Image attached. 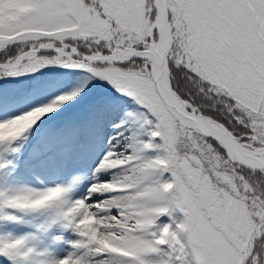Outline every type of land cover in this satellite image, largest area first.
Instances as JSON below:
<instances>
[{"label":"snow or ice","instance_id":"snow-or-ice-1","mask_svg":"<svg viewBox=\"0 0 264 264\" xmlns=\"http://www.w3.org/2000/svg\"><path fill=\"white\" fill-rule=\"evenodd\" d=\"M0 128V264H264V0H0Z\"/></svg>","mask_w":264,"mask_h":264},{"label":"trees","instance_id":"trees-1","mask_svg":"<svg viewBox=\"0 0 264 264\" xmlns=\"http://www.w3.org/2000/svg\"><path fill=\"white\" fill-rule=\"evenodd\" d=\"M60 71L62 73H69L71 70L61 69ZM73 78H74L73 75H70V74L69 75H56V76H53L51 78V83H52L53 90H55V88H57V87H60V86H63L65 84H67ZM87 91H88V95H87L86 99L87 98H93V97L95 98L97 96H101L104 93L110 91V89H106L103 86V82H101V83H94L93 82V83H91V87ZM86 99H85V102H86ZM81 105H84V104H81ZM77 106H80V105H77ZM77 106L68 109L64 114H66L68 112H74V113H76ZM3 132H4V129L3 128H0V134H3Z\"/></svg>","mask_w":264,"mask_h":264},{"label":"bare ground","instance_id":"bare-ground-1","mask_svg":"<svg viewBox=\"0 0 264 264\" xmlns=\"http://www.w3.org/2000/svg\"><path fill=\"white\" fill-rule=\"evenodd\" d=\"M117 97H122V96H119V94H116V98ZM100 147H103V146L101 145ZM98 151H99V148L94 149L92 151H84V152H79V153L73 154L68 159L70 161V164H67L68 169L69 170L82 171L86 166L87 160L91 161L90 165L92 164V161L95 158V155ZM51 178H55V176H53ZM17 230H23V229L18 228Z\"/></svg>","mask_w":264,"mask_h":264},{"label":"rangeland","instance_id":"rangeland-1","mask_svg":"<svg viewBox=\"0 0 264 264\" xmlns=\"http://www.w3.org/2000/svg\"><path fill=\"white\" fill-rule=\"evenodd\" d=\"M109 93H107V94H105V95H108ZM94 98H88V102L89 101H91V100H93ZM87 100V99H86ZM131 100V98H128V97H117V98H115V103L117 104V105H119L121 108H123L125 105H127V108L128 109H132V108H134L135 107V105H134V103L132 102V100ZM87 103V102H86ZM123 104V105H122ZM73 114H68V115H66V116H63V117H61V118H57V120H56V123L58 124L59 122H61L63 119H65V118H67V117H70V116H72ZM33 139H35V137H33ZM90 160H87V163H86V166H85V168L82 170L83 172H84V174L86 175L87 174V172H86V168H87V166L88 165H90ZM67 164H70V161L69 160H67ZM17 176H19V179L20 180H25V179H27V177L25 176V175H22V174H16Z\"/></svg>","mask_w":264,"mask_h":264}]
</instances>
